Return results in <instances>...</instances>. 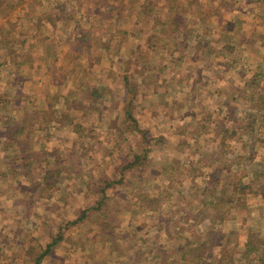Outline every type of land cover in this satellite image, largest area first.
Instances as JSON below:
<instances>
[{
	"label": "rangeland",
	"instance_id": "374dc122",
	"mask_svg": "<svg viewBox=\"0 0 264 264\" xmlns=\"http://www.w3.org/2000/svg\"><path fill=\"white\" fill-rule=\"evenodd\" d=\"M2 1L0 28L30 37L15 49L23 63L0 71V127L37 124L12 111L64 112L69 90L74 118L72 156L51 167L60 176L25 178L32 192L0 185V264H224L246 239L264 243V0ZM97 83L110 89L102 105ZM134 154L143 164L122 176ZM232 237L240 245L224 249Z\"/></svg>",
	"mask_w": 264,
	"mask_h": 264
},
{
	"label": "crops",
	"instance_id": "0c3cea01",
	"mask_svg": "<svg viewBox=\"0 0 264 264\" xmlns=\"http://www.w3.org/2000/svg\"><path fill=\"white\" fill-rule=\"evenodd\" d=\"M20 2V0H19ZM13 0H11L10 4L8 7H10V10H12L15 6H19ZM8 5V4H6ZM4 14V13H3ZM1 16V15H0ZM3 16V15H2ZM18 24H13V28H0V45L1 46H6L8 49H5V53L8 54L7 59L5 58L3 61L0 62V71L8 68L12 63L16 64L17 66L21 65L23 63V60L19 58V52L15 51L16 48L19 46H22L26 40L30 37V35H26V32H24L22 29L15 30V27ZM18 27V26H17ZM1 36L4 38L2 39ZM37 37V34L31 35V37ZM2 39V40H1ZM32 40V39H31ZM9 43L13 45V48H9ZM34 42L31 44H28V47L34 46L36 47ZM16 56V57H15ZM47 59L44 58L43 64L45 65H50L51 62L47 63ZM66 83V79H64V84ZM21 96H24L25 93L22 92V90L19 92ZM62 102L64 106V112L63 111H57L56 107L52 109L51 113H53V116L45 119L42 115H44L45 111H40V110H35L33 113H29L28 111H23L17 110V111H12L11 113H7L6 118H8L9 115H17V119L20 117L23 118H28L29 120H37V124L35 126H31L30 128H24L22 126H18L13 128L15 129L12 131V134H17L21 135L22 137L25 138L28 137L29 140L33 138V147H30L29 141L27 140H22L18 148L12 147V139L11 135H8L4 133V131L9 130L8 120H4L3 118L1 120V127H0V147H1V152L2 155H0V168H2V171H5V175L3 178L0 176V185L3 186L2 184L4 181L6 182L7 178H16V181H19L22 185V189L25 191H30V184H24V179L25 178H39L41 179L42 182H44L43 178L45 177L46 174V169L51 168L52 165L54 166H66L68 163V157L72 156V150H73V144L71 143L70 137L73 136V128H72V118L73 117V104L72 100H69L70 97L72 96V93H70V90L67 93L62 94ZM19 97L18 99H20ZM40 98V97H39ZM53 98V103H58L61 102V98H57V96H52ZM45 99V98H44ZM51 100V99H50ZM19 101V100H13L12 102ZM68 103V104H67ZM67 105H68V110H67ZM68 111V112H67ZM67 112V113H66ZM83 111H80L79 113H82ZM42 113V115H41ZM60 113V115H58ZM23 115V116H21ZM31 115V116H30ZM69 118V123L67 124V116ZM84 116V115H83ZM61 119H64V121L61 122ZM12 125V124H11ZM56 127H58V131H56ZM49 131V132H48ZM30 136V137H29ZM37 141V143L35 142ZM46 142H49L50 146L46 144ZM23 144L24 146H22ZM34 148V149H32ZM17 150V151H16ZM34 154H40L39 158H36ZM68 156V157H67ZM54 157V158H53ZM50 159H53L52 162H50ZM37 163V164H36ZM42 165V171L44 174L40 176L37 172L34 173V171L30 172V169L35 166ZM29 166V167H27ZM9 168V169H6ZM27 168V169H26ZM25 169V170H24ZM35 168H32L34 170ZM10 172H8V171ZM0 171V172H2ZM15 177H13V175ZM35 174V175H34ZM11 189L13 191L19 190V188L16 186H12ZM199 190V189H198ZM201 192V190H199ZM210 201L207 200H202V203L200 205H207L210 204ZM200 206L198 208L202 209ZM200 211V210H199Z\"/></svg>",
	"mask_w": 264,
	"mask_h": 264
},
{
	"label": "trees",
	"instance_id": "16d2710c",
	"mask_svg": "<svg viewBox=\"0 0 264 264\" xmlns=\"http://www.w3.org/2000/svg\"><path fill=\"white\" fill-rule=\"evenodd\" d=\"M3 4V1L2 0H0V7H1V5ZM0 14H1V12H0ZM237 21V20H236ZM234 19L232 20V23H234V22H236ZM85 39V37L84 38H82V40H84ZM83 43H85V44H88V42L86 41V40H84V42ZM81 46H83V44L81 45ZM45 59H48V57L46 56L45 57ZM98 83L97 84H95V85H93L92 86V88H90V91H91V97H93V96H97V97H100V100H101V105H102V103H103V98H104V96L107 94V92H109V88H107V89H104L103 91H102V88H96V87H98ZM126 87L128 88V90L130 91V87L126 84ZM259 100L264 104V94H261L260 96H259ZM130 113L131 112H129V115H130ZM67 116V120H69V118H68V115H66ZM62 121H64V119H61V122ZM67 122V121H66ZM69 122H67V124H68ZM251 123V122H250ZM135 133H136V131H135ZM143 134H144V137H147V134L145 133V131H143ZM119 148V147H118ZM120 149H121V147H120ZM120 149H118V150H120ZM122 160H125L123 163H121L119 166H118V168H119V170L121 171V173H122V176H123V174H124V169L125 170H130V169H134L135 167H137L139 164H143L142 163V161H141V158L138 156V155H135L134 154V158L132 159V160H130V161H126V159L123 157V159ZM259 161V160H258ZM256 163V164H255ZM257 165H259V166H264V158L263 157H261L260 158V162H254V166H257ZM27 167H29V166H27ZM27 169V168H26ZM61 169L62 168H55V169H52V168H48V169H46V174H45V177L43 178V180L44 181H48V178H52V172L54 173V176H56V177H58V176H60V174H61ZM25 170V169H24ZM223 171V170H222ZM264 170H262L261 172H263ZM35 175V174H34ZM58 175V176H57ZM217 175H218V173H217V171H213L212 172V175H211V177L212 178H207L206 179V181H208V183H212V184H214L215 182H219L220 180H219V178H216L217 177ZM257 175H261L260 173H258ZM30 179V181L32 180V179H35V178H29ZM256 179H258V178H256ZM40 182V180H39V178H36V182ZM258 182H260V181H258ZM258 182H257V184H258ZM115 182L113 181V180H106L105 181V185L102 187L101 186V188H99V191L101 192V196H99L100 198H98L97 199V201L93 204H91V207L93 208V209H95V210H99L102 206V198H104V189L106 188V187H108V186H111V185H113ZM208 183H206V184H208ZM259 185V184H258ZM260 185H262V187H264V184L263 183H261L260 182ZM30 191L32 192L33 191V188H34V186L30 183ZM247 188H249V187H247ZM205 192L206 191V187H203V189L201 190V192ZM202 192V193H203ZM211 203H213V202H211ZM214 205L216 206H221L220 204H215L214 203ZM87 207H85L82 211H81V213H80V217H79V219H83V218H85L87 215H88V213H89V209H86ZM225 210H227L229 207H223ZM264 215V214H263ZM53 239H55V238H53ZM54 241L55 240H53V241H51V242H49L48 244H47V252H50V249H49V247L51 248V246L54 244ZM229 244H234V246H239L240 244H235V242H234V238L232 237V238H227V241H224V245H223V248L225 249V247L227 248L228 246H229ZM243 246H241L242 248L240 249L241 251H240V253L241 254H239V255H237L236 256V254L237 253H227V254H224V252L222 253V255H225L224 256V258H227V260L225 261V263L224 264H253L252 262L253 261H255L256 260V258H260L261 259V261H260V263H262V264H264V243L263 242H257V243H255L254 242V238L253 237H250V238H248V239H246L245 240V242L242 244ZM189 249V251L188 252H196V250H200L201 251V253H204V251H206V247H204V246H196V247H193V248H191V247H189L188 248ZM41 256H43V254H41L40 256H39V259H38V261H40V257ZM221 257H223V256H221ZM194 259H197V261L200 263V256H194V257H192V258H190L189 260H194ZM193 264H196L195 262H193ZM211 264V263H210Z\"/></svg>",
	"mask_w": 264,
	"mask_h": 264
}]
</instances>
